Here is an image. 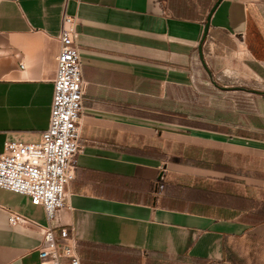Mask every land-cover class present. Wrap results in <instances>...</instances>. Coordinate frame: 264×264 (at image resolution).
Listing matches in <instances>:
<instances>
[{
  "label": "crops",
  "instance_id": "crops-1",
  "mask_svg": "<svg viewBox=\"0 0 264 264\" xmlns=\"http://www.w3.org/2000/svg\"><path fill=\"white\" fill-rule=\"evenodd\" d=\"M192 1L0 0V153L47 128L61 15L79 18L81 150L54 229L81 264H216L264 237V0H221L205 65L215 1ZM39 225L0 188V264H40Z\"/></svg>",
  "mask_w": 264,
  "mask_h": 264
},
{
  "label": "built area",
  "instance_id": "built-area-1",
  "mask_svg": "<svg viewBox=\"0 0 264 264\" xmlns=\"http://www.w3.org/2000/svg\"><path fill=\"white\" fill-rule=\"evenodd\" d=\"M78 25L76 14L62 13L47 128L34 142L5 141L0 153V188L28 196L33 205H40L45 211L47 225H39L43 234L37 251L40 264H81L74 227L60 226L57 232L54 229L59 212L66 205L69 182L74 177L73 159L81 150L86 82ZM8 222L10 225L25 223L26 218L11 211Z\"/></svg>",
  "mask_w": 264,
  "mask_h": 264
},
{
  "label": "rangeland",
  "instance_id": "rangeland-1",
  "mask_svg": "<svg viewBox=\"0 0 264 264\" xmlns=\"http://www.w3.org/2000/svg\"><path fill=\"white\" fill-rule=\"evenodd\" d=\"M207 1L210 2L209 0H198L197 2L202 7L201 3L207 6ZM165 264L187 263L172 261ZM216 264H264V237L251 235L237 239L227 248V255L223 261Z\"/></svg>",
  "mask_w": 264,
  "mask_h": 264
},
{
  "label": "water",
  "instance_id": "water-1",
  "mask_svg": "<svg viewBox=\"0 0 264 264\" xmlns=\"http://www.w3.org/2000/svg\"><path fill=\"white\" fill-rule=\"evenodd\" d=\"M220 2H221V0H215V2L213 3V5L211 6L210 10L208 11V13L206 15L205 22H204L202 37H201L200 42H199V45H198L199 57H200L203 65H205V62L203 60L202 44H203V42H204V40L206 38L208 29H209L211 15H212L213 11L215 10V8L218 6V4Z\"/></svg>",
  "mask_w": 264,
  "mask_h": 264
},
{
  "label": "trees",
  "instance_id": "trees-1",
  "mask_svg": "<svg viewBox=\"0 0 264 264\" xmlns=\"http://www.w3.org/2000/svg\"><path fill=\"white\" fill-rule=\"evenodd\" d=\"M215 1V0H214ZM187 3L190 4V5H193V1L192 0H187ZM210 3V2H209ZM191 7V6H190ZM206 7V6H205ZM191 8H189V11H190Z\"/></svg>",
  "mask_w": 264,
  "mask_h": 264
}]
</instances>
